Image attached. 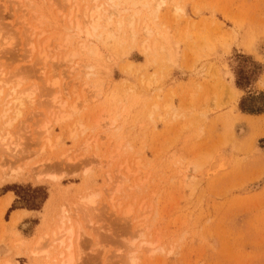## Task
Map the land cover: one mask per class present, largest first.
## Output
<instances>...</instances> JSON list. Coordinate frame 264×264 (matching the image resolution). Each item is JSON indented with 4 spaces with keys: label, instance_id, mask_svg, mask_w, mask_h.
<instances>
[{
    "label": "rangeland",
    "instance_id": "374dc122",
    "mask_svg": "<svg viewBox=\"0 0 264 264\" xmlns=\"http://www.w3.org/2000/svg\"><path fill=\"white\" fill-rule=\"evenodd\" d=\"M71 1L0 0L3 70L34 89L10 110L0 96L19 147H0V264H59L64 206L74 264H264V113L240 110L264 94V0Z\"/></svg>",
    "mask_w": 264,
    "mask_h": 264
},
{
    "label": "bare ground",
    "instance_id": "6f19581e",
    "mask_svg": "<svg viewBox=\"0 0 264 264\" xmlns=\"http://www.w3.org/2000/svg\"><path fill=\"white\" fill-rule=\"evenodd\" d=\"M66 1V0H65ZM71 0H67V2H70ZM116 0H107V2H111V3H114ZM72 2V1H71ZM68 4V3H67ZM107 4V3H106ZM70 5H71V3H70ZM111 5H113V4H111ZM101 8H102V6H96L95 8H93L91 11H86L85 13H83V21L84 22H80L78 19V16H77V20H76V25H77V27L80 29V27L84 24L85 26H87V28L89 27L90 29L91 28H94L95 30L98 28V26H99V21H100V19H101ZM72 10V9H71ZM68 15H72V13L70 12V14H68ZM71 18V17H70ZM73 21H75V20H73ZM81 21H82V19H81ZM73 23V22H72ZM71 24V23H70ZM87 28H85V29H87ZM89 30V29H88ZM145 30H146V34L147 35H150L151 34V30L149 29V27L148 26H146V28H145ZM27 32H29V33H31L32 31H30V29L27 31ZM87 33V32H86ZM91 34V33H90ZM30 38V44H29V46H31L30 48H31V55H32V53H34V52H36V50L38 51V48L40 47V51H39V55H37V57L40 59V58H42L43 57V59H42V66H40L38 69H39V71L40 72H42L43 73V76H44V74L46 73V69H47V67H48V64H49V62H47V58L49 57L47 54H45V51L43 52L42 51V49H44L45 47H41V46H35L34 45V43H33V40H34V38H33V35H30L29 36ZM28 40V39H27ZM34 41H36V40H34ZM149 42V41H148ZM148 42H145V43H148ZM156 43V42H155ZM155 43H153V44H155ZM13 45V42H11V40L10 39H8V38H4V37H2L1 35H0V61L3 59V58H5V57H7L6 55L8 54L7 52H8V50H9V48L11 47ZM146 45H148V44H146ZM151 47H152V49H154L153 48V45L151 44ZM11 49V48H10ZM148 49H149V46H148ZM147 50V49H146ZM30 52V51H29ZM145 52H147V51H145ZM35 54V53H34ZM30 56V55H29ZM41 56V57H40ZM36 57V58H37ZM37 58V59H38ZM52 58V61L54 62V60H56V58L54 57H51ZM67 58V57H66ZM49 60H51L50 59V57H49ZM40 61V60H39ZM41 62V61H40ZM51 62V61H50ZM66 63L68 64L69 62L68 61H66ZM0 96H1V94H3V93H5L6 92V90H8L7 91V93L6 94H3V95H5L4 97H9V96H11V97H13V99L11 100V99H9L8 97V99H5L6 100V102L8 103L9 102V100H11V101H16V100H18L20 97L19 96H22V95H28L30 92H33V90L34 89H30V88H25V90L24 89H22L23 87H21V84L22 83H20V82H22V80H23V78L24 77H21V81H20V78H19V81H18V78L16 79V81H18V83H16V81H14L15 80V77L14 76H12V75H8V74H6L7 72H4V70L3 69H5V67H4V65H2V63L0 62ZM38 65V64H37ZM4 67V68H3ZM51 67V66H50ZM52 67H53V65H52ZM50 70H52V69H50ZM55 70V69H54ZM53 70V71H54ZM48 71V70H47ZM19 72V71H18ZM21 72V74H23V73H26L25 71L24 72H22V71H20ZM38 72V71H37ZM55 72V71H54ZM39 73V72H38ZM42 73L40 74V75H42ZM20 73H19V75H21ZM6 75H8V76H10V77H8V76H6ZM17 77H18V75H17ZM42 77V76H41ZM14 78V79H13ZM14 82V85L12 86V83ZM48 82V81H47ZM15 84H16V86H19V87H21V89L19 88V87H16L15 86ZM12 86V87H7V86ZM55 85V84H54ZM26 86V85H25ZM6 87V88H5ZM229 87H231V86H229ZM8 88V89H7ZM16 88H19V90H21V91H18ZM230 89H232L235 93H237L238 95H241L242 94V92H240L234 85L232 86V88H230ZM230 92H231V90H229ZM228 92V91H227ZM9 93V94H8ZM32 93H30L29 95H28V97L31 95ZM236 95V94H235ZM27 97V98H28ZM238 96H236V98H237ZM1 98V97H0ZM24 98H25V96H24ZM23 97H21L20 99L22 100V101H20V99H19V101L22 103L23 102V100H25ZM1 100V99H0ZM5 100H3L4 101V103H5ZM2 101V100H1ZM3 101L1 102V103H3ZM19 101H17L16 103H18V105H17V107L19 106ZM7 103L4 105V107H7L8 109L10 108L11 109V106H9V104L10 103H12V102H9L8 103V105H7ZM7 105V106H6ZM17 107H15V109H17ZM9 109V110H10ZM247 118V117H246ZM245 118V119H246ZM5 124H7L8 126L9 125H11L12 124V120H8ZM12 126V125H11ZM11 140V139H10ZM9 140V141H10ZM8 141V142H9ZM0 143H1V145H0V147H4V149L5 150H7V151H12V152H16L17 150H18V148L17 147H15V149H11V145L12 144H10V143H7V142H5V139H4V136H1L0 135ZM14 143V142H13ZM17 144V143H16ZM11 146V147H10ZM17 146V145H16ZM19 146V145H18ZM13 148V147H12ZM17 153V152H16ZM14 171V173H15V170H13ZM18 172V171H17ZM13 173V172H12ZM19 173V172H18ZM8 174V173H7ZM28 174V173H27ZM30 174V173H29ZM4 175V174H3ZM5 175H6V173H5ZM26 175V174H25ZM30 176V175H29ZM41 176V175H40ZM40 176H37L38 177V179H41L40 178ZM6 177H9V179H10V177H12V176H10V175H8V176H6ZM17 177V176H16ZM32 177H34V176H32ZM3 178V177H2ZM14 178V177H13ZM4 179V178H3ZM90 197V198H89ZM92 197V198H91ZM79 199V198H78ZM93 200H94V197L93 196H89L88 195V197H85V198H80V203L83 205V204H92V203H94L93 202ZM11 202H12V195H8V197H7V199H6V207H8V206H10L11 205ZM78 202V201H77ZM5 203V202H4ZM70 203V202H69ZM79 203V202H78ZM73 205V207L75 206V205H77L76 204V202H75V204H74V202L72 203H70L69 205ZM80 204V205H81ZM79 205V204H78ZM67 206H68V204H67ZM5 207V208H6ZM65 207V206H64ZM62 208V211H60L59 213L60 214H58V215H56V217L58 216V222H59V224H60V227L58 228V226H57V233L59 234H62L63 235V233H65L68 237H69V240H67V241H69L68 243H66V239L64 240V235L60 238L59 237V239H58V246L61 248V250H60V248H59V254H58V256H59V259L60 260H56L57 262L58 261H60V263L59 264H74L75 263V257L73 256V254H71L72 252H71V250L70 249H72V242L74 241L72 238H73V236L75 235V234H77V232L75 233V230H74V227L73 226H70V227H68V225H67V215L64 213L66 210H65V208ZM69 207V206H68ZM67 207V208H68ZM72 207V206H71ZM72 207V208H73ZM75 208V207H74ZM52 213H53V211H52ZM51 213V214H52ZM25 214H23V213H16V214H14V216H13V219H12V223L15 225H17V223L23 218V216H24ZM56 219V218H55ZM68 220H70V219H68ZM71 223V222H70ZM47 224V223H46ZM48 225V224H47ZM55 230V229H54ZM43 231V230H42ZM54 232V231H53ZM45 233H46V231H45ZM52 233V232H51ZM56 233V235H58ZM59 234V235H60ZM41 235V234H40ZM50 235V234H49ZM52 235V234H51ZM54 235V234H53ZM58 235V236H59ZM61 236V235H60ZM43 237V236H42ZM42 237L40 238V241H41V239H42ZM47 237V236H46ZM43 238H45V236L43 237ZM48 238V237H47ZM47 238H45V239H47ZM67 238V237H66ZM54 239V238H53ZM56 239V238H55ZM22 240V239H21ZM43 240V239H42ZM50 240V239H49ZM76 240V239H75ZM23 241V240H22ZM21 241V242H22ZM56 241V240H55ZM21 242H19V243H21ZM39 242V241H38ZM37 242V243H38ZM51 242V241H50ZM41 242H39L38 244H40ZM52 243H53V241H52ZM72 243V244H71ZM45 244V243H44ZM43 244V245H44ZM54 244V243H53ZM71 244V245H70ZM75 244V243H74ZM42 245V246H43ZM47 245V244H46ZM48 245H49V243H48ZM45 247V246H44ZM43 247V248H44ZM47 247V246H46ZM64 247V248H63ZM42 248V249H43ZM49 248H51V247H49ZM35 249V248H34ZM48 249V248H47ZM55 249V248H54ZM57 249V248H56ZM55 249V250H56ZM63 249V250H62ZM42 252H36V251H33L32 252V255H33V257H38V256H44V259H46V264H49V263H51L52 262V258H51V254H50V252L48 251V250H41ZM53 251V250H52ZM57 251V250H56ZM56 251H54V252H56ZM52 256H53V254H52ZM57 258V257H56ZM38 259H39V257H38ZM41 259H43L42 257H41ZM53 260H54V258H53ZM41 261V260H40ZM48 261H51V262H49V263H47ZM44 262V261H43ZM44 262V263H45ZM133 262H134V260H133ZM135 263V262H134ZM52 264V263H51ZM53 264H54V262H53Z\"/></svg>",
    "mask_w": 264,
    "mask_h": 264
},
{
    "label": "trees",
    "instance_id": "16d2710c",
    "mask_svg": "<svg viewBox=\"0 0 264 264\" xmlns=\"http://www.w3.org/2000/svg\"><path fill=\"white\" fill-rule=\"evenodd\" d=\"M243 59H249L242 56ZM257 67L259 64L253 62ZM261 73V66L257 71H245L240 68L237 71L236 85L241 90H247L251 85L257 80L259 74ZM240 110L244 113L251 115H259L264 113V94L261 93L258 96L248 93L245 95L240 103ZM38 207V206H37ZM35 208V207H34Z\"/></svg>",
    "mask_w": 264,
    "mask_h": 264
},
{
    "label": "crops",
    "instance_id": "0c3cea01",
    "mask_svg": "<svg viewBox=\"0 0 264 264\" xmlns=\"http://www.w3.org/2000/svg\"><path fill=\"white\" fill-rule=\"evenodd\" d=\"M240 91V90H239ZM241 92V91H240ZM22 210H24V209H17V210H15V211H22ZM27 211H29V210H27ZM30 212H32V211H30Z\"/></svg>",
    "mask_w": 264,
    "mask_h": 264
}]
</instances>
